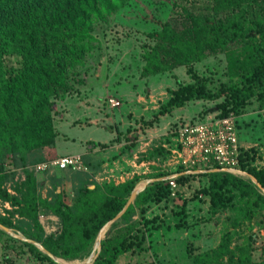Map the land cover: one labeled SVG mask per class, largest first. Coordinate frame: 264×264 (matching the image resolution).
<instances>
[{"label":"trees","instance_id":"trees-1","mask_svg":"<svg viewBox=\"0 0 264 264\" xmlns=\"http://www.w3.org/2000/svg\"><path fill=\"white\" fill-rule=\"evenodd\" d=\"M127 1L0 0V208L4 212L0 225L20 235L12 237L0 228V240L5 238L0 244L12 248L9 242L17 241L23 246L17 249L20 253L27 251L47 264H63L54 258L83 260L89 254L91 264H156L161 236L189 225L187 200L205 199L210 215L225 213L226 229L209 249L195 252L187 247L189 264H264L262 254L252 258L254 237L250 234L230 247V228L252 220L264 225V166H253L258 152L255 145L240 148L238 168L260 187L248 176H236L217 166L193 174L183 173L181 165L165 166L147 175L132 174L123 181L99 180L93 173L100 162L93 163L88 155L85 159L79 153L85 170L33 168L57 157L43 153L53 149L58 135L52 105L72 91L74 78L70 75L99 48L98 35H103L109 18ZM176 6L178 16L156 20L157 27L144 33L152 43H141L140 75H163L183 66L190 81L176 79L153 117L141 119L142 124L150 127L173 107L190 101L211 102L203 114L211 111L217 117L229 113L239 117L250 102H255L257 111H264V0H207L201 12L180 3ZM203 60L223 65L216 82L213 72L196 70L194 64ZM119 140L117 130L110 141ZM161 143L145 151L146 160L167 158ZM133 146L130 139L119 152H128ZM63 170L69 171L68 193L58 177ZM173 172L178 173V186H189L197 177L205 178V184L191 189L188 197L182 191L171 196L166 176ZM38 174H44L50 183L43 195L39 189L45 183L38 180ZM141 177L149 180L115 217ZM172 201L171 223L158 215H145L152 204ZM5 202L8 208L3 206ZM39 215L55 216L57 228L44 232ZM108 221L98 249L92 251L98 231Z\"/></svg>","mask_w":264,"mask_h":264},{"label":"rangeland","instance_id":"rangeland-1","mask_svg":"<svg viewBox=\"0 0 264 264\" xmlns=\"http://www.w3.org/2000/svg\"><path fill=\"white\" fill-rule=\"evenodd\" d=\"M177 3L201 12L207 0H192L191 4L186 0H128L117 14L109 18L103 35H98L99 48L85 58L82 66L76 68V74L70 75L74 78L72 91L62 100H55L52 105L54 127L58 135L55 138V148L43 151L46 156L79 153L86 159L88 155L93 163L100 162L98 171L93 173L95 178L123 181L132 174L147 175L156 172L157 168L163 169L166 166V164L163 166L166 159L162 162L158 158L146 160L144 154L149 147L163 142L165 135L176 126L215 116L211 111L203 114V108L209 106L211 102L190 101L183 106L173 107L169 114L161 115L158 122L152 123L150 127L141 122V119L153 117L159 108L158 105L168 96V88L175 87L176 79L181 82L190 81L183 66L175 67L171 74L148 77L140 75L143 63L140 56L141 43H152L144 33L157 27L156 20L178 16L180 11ZM194 66L199 73L213 72L214 82L221 77L223 65L213 60L210 62L203 60ZM77 78L81 80L75 82ZM109 95L119 100L118 106L109 107L103 101ZM255 105V102H250L243 113L236 117L238 125L235 131L239 143L264 148V111H257ZM117 130L120 140L111 142L110 139L115 136ZM130 139L134 146L128 152H119L121 146L129 143ZM90 140L104 141L102 143L105 145L94 146L91 151L93 147L89 144ZM58 175L61 188L67 193L70 192L69 171H60ZM37 177L45 183L39 189L43 195L50 183L44 174H38ZM148 180L149 178L141 177L135 187H141ZM203 183L205 184V178L191 179L189 186L181 185L182 195L188 197L191 189ZM173 204V201L152 204L145 215L147 217L158 215L171 223L169 208L173 207ZM206 205L205 199L187 200L186 214L189 225L185 229L174 230L161 236L157 242L156 264H189L185 255L187 247L200 252L216 245L222 231L226 229L223 225L225 213L212 216ZM39 222L44 232L57 228L53 215L40 217ZM107 226L101 229L103 230L101 237ZM230 230L232 231L230 247L242 243L246 235L250 234L254 237L252 258H258L260 254L264 256V225H257L252 220ZM11 235L15 238L20 236L16 233ZM9 243L12 244V248L0 244V264H47L34 259L27 251L20 253L17 249L23 246L19 242ZM56 260L66 264H80L85 259L63 260L64 262L62 259ZM91 263L92 260L86 262Z\"/></svg>","mask_w":264,"mask_h":264},{"label":"built area","instance_id":"built-area-1","mask_svg":"<svg viewBox=\"0 0 264 264\" xmlns=\"http://www.w3.org/2000/svg\"><path fill=\"white\" fill-rule=\"evenodd\" d=\"M109 107L119 105V100L113 96H107L103 100ZM236 116L229 113L222 117L214 115L194 122H184L176 126L169 137L168 142H162L167 151V158L163 166L174 168L181 165L183 173L193 174L210 170L217 166L236 176H246L245 172L238 168V155L240 148L250 145L239 143L235 131ZM257 157L253 161L256 168L264 166V148L257 146ZM47 166L61 169L69 167L74 170H85L79 154H65L55 157L47 163H38L33 166L35 170H41ZM178 173L173 172L166 176L170 195L181 191V186L175 181ZM22 178V176H21ZM3 206L8 208L7 203ZM4 212L0 208V214ZM43 217L39 215V218Z\"/></svg>","mask_w":264,"mask_h":264},{"label":"water","instance_id":"water-1","mask_svg":"<svg viewBox=\"0 0 264 264\" xmlns=\"http://www.w3.org/2000/svg\"><path fill=\"white\" fill-rule=\"evenodd\" d=\"M246 174V173H245ZM246 176H248L250 179H251V181H253L254 183H256V185L258 186V187H260L259 186V184L255 181V179L253 178V177H251V176H249L248 174H246ZM145 184H143L141 187H134L133 189H132V191L130 192V194H129V196H128V199L126 200V202H125V204H124V206L122 207V209L115 215V217H117L122 211H123V209L127 206V204L133 199V197H134V195L136 194V192L137 191H139L143 186H144ZM263 191V193H264V190H262ZM110 221H108L106 224H104L103 226H102V228L105 226H107V224L109 223ZM0 228H2L3 230H5L6 232H8V233H12L8 228H6V227H4V226H2V225H0ZM101 228V229H102ZM101 229L98 231V233H97V235H96V239H95V242H94V244H93V246H92V251L94 250V249H98V241H99V238L101 237ZM101 233V234H100ZM37 246H39V245H37ZM39 248L42 250V251H44L45 253H47L48 255H50L46 250H44L42 247H40L39 246ZM91 258V254H89L88 255V257L87 258H85V260L84 261H82L80 264H86V262L87 261H89V259ZM55 260L57 259V258H54ZM56 261H59V260H56ZM60 262V261H59ZM63 264H66V263H63Z\"/></svg>","mask_w":264,"mask_h":264},{"label":"crops","instance_id":"crops-1","mask_svg":"<svg viewBox=\"0 0 264 264\" xmlns=\"http://www.w3.org/2000/svg\"><path fill=\"white\" fill-rule=\"evenodd\" d=\"M104 100V99H103ZM111 131V130H110ZM111 135H112V132H111ZM89 139V138H88ZM91 141V140H90ZM99 142H104V141H99ZM90 147V146H89ZM55 148V147H54ZM94 149V147L91 149V151ZM56 154V153H55ZM96 179H98L97 177H96Z\"/></svg>","mask_w":264,"mask_h":264},{"label":"bare ground","instance_id":"bare-ground-1","mask_svg":"<svg viewBox=\"0 0 264 264\" xmlns=\"http://www.w3.org/2000/svg\"><path fill=\"white\" fill-rule=\"evenodd\" d=\"M102 231H103V230H102ZM102 231H101V233H102ZM101 233H100V234H101ZM60 260H61V259H60ZM62 261H63V260H62ZM63 262H64V261H63Z\"/></svg>","mask_w":264,"mask_h":264}]
</instances>
